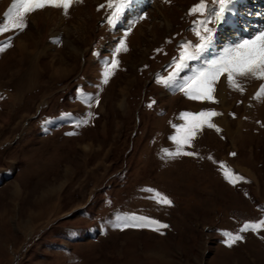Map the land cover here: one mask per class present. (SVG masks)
Listing matches in <instances>:
<instances>
[{
	"label": "rangeland",
	"instance_id": "374dc122",
	"mask_svg": "<svg viewBox=\"0 0 264 264\" xmlns=\"http://www.w3.org/2000/svg\"><path fill=\"white\" fill-rule=\"evenodd\" d=\"M198 3L134 0L110 28L106 0H76L67 15L45 7L24 31L0 34L12 37L0 53V264H264V227L239 232L264 220V97L253 99L262 81L238 78L241 93L222 76L216 102L157 83L182 43L199 42L193 22L204 17L189 15ZM11 4L0 0V21ZM238 4L236 25L209 24L212 48L179 79L264 26V0ZM121 38L127 51L104 84ZM208 110L221 131H198L184 149L196 155L165 156L181 113ZM221 163L243 179L229 183ZM129 215L168 227H114ZM225 232L243 239L228 247Z\"/></svg>",
	"mask_w": 264,
	"mask_h": 264
},
{
	"label": "snow or ice",
	"instance_id": "6c2138e0",
	"mask_svg": "<svg viewBox=\"0 0 264 264\" xmlns=\"http://www.w3.org/2000/svg\"><path fill=\"white\" fill-rule=\"evenodd\" d=\"M169 2V0H165ZM76 3V0H12L11 6L5 12L3 20L0 21V34L6 32H22L28 27L27 17L40 9L45 7H52L62 9L65 15L68 14L69 8ZM134 0H106L107 8L110 14L106 17V23L110 28H116L126 15L127 10L132 6ZM234 0H212L211 5L206 3V0H199V3L194 5L189 10V15L199 14L203 19H198L193 22L192 31L198 38V43L192 44L190 42L182 43L178 58L173 60V70L167 77H159L157 83L183 92L189 99L199 101L216 102L214 93L216 91L215 85L220 82L222 76H226L228 85L241 93L244 92V87L239 82L238 78H252L262 81L253 99H261L264 97V26L259 27L254 33L246 38H241L235 42L229 43L222 50H220L213 58L206 60L202 66L195 68L191 75L186 76L182 80L179 79L181 72L189 67L190 61H199L204 54L208 52L214 42V34L216 29L209 27V24L215 22L220 25L226 22L227 16L232 12V5ZM100 7H104L101 5ZM99 10V9H98ZM144 15L138 16L137 20H143ZM136 23V20L131 22ZM131 30V25L125 30L124 35L127 36ZM12 37L9 36L4 42H0V53L4 52L8 47H11ZM122 51H127L126 41L124 38L119 39L112 59L107 61L104 66L102 83L107 84L113 71L118 67L119 61L116 55ZM220 115L214 110L201 111L199 113L185 112L181 113V119L186 118L184 125H173L176 128V134L170 139L177 145L175 151L164 150L165 156L174 158L177 156H193L196 153L185 151V146H191L198 131L205 126L208 128H215L217 132L219 129L212 119ZM78 122V125L79 126ZM87 123V120L82 121ZM74 133H69V135ZM235 155V153H232ZM211 159V157H209ZM223 175L229 183H236L243 179L235 175L231 169L221 163ZM153 191L154 190H149ZM157 204L168 205L172 201L165 195L154 192L151 197ZM118 222L114 227L120 228H149L153 231H160V229L167 228L168 225L163 224L155 219L129 215L117 218ZM264 227V220L255 223H245L239 230L240 233L248 230L256 231ZM163 234V233H161ZM226 239L225 245L233 246L237 241H241L243 236L239 233L233 234L231 232L224 233Z\"/></svg>",
	"mask_w": 264,
	"mask_h": 264
},
{
	"label": "bare ground",
	"instance_id": "6f19581e",
	"mask_svg": "<svg viewBox=\"0 0 264 264\" xmlns=\"http://www.w3.org/2000/svg\"><path fill=\"white\" fill-rule=\"evenodd\" d=\"M235 2H237V3H235L234 5H233V8L232 9H234L235 7H237L239 4H238V2H240V0H235ZM238 19H236V17H235V13L233 12V10H232V12H231V14H229L228 16H227V19H226V22H224L223 23V26L224 27H226V28H228L229 26H234V25H236V21H237ZM254 26V25H253ZM224 30V29H223ZM19 48V47H18ZM22 51V50H21ZM22 53V52H21ZM220 89V91H219V93H218V96H219V101L221 102V104H223L222 103V101L223 100H220V97L222 96V94L221 93H223V88H222V86L219 88ZM224 111V110H223Z\"/></svg>",
	"mask_w": 264,
	"mask_h": 264
}]
</instances>
